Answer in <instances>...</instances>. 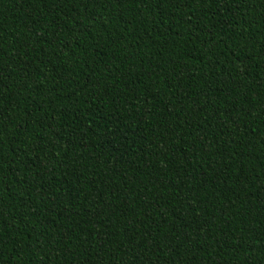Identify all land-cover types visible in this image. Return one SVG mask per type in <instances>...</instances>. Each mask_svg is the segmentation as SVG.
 Here are the masks:
<instances>
[{"label":"trees","instance_id":"1","mask_svg":"<svg viewBox=\"0 0 264 264\" xmlns=\"http://www.w3.org/2000/svg\"><path fill=\"white\" fill-rule=\"evenodd\" d=\"M0 264H264V0H0Z\"/></svg>","mask_w":264,"mask_h":264}]
</instances>
